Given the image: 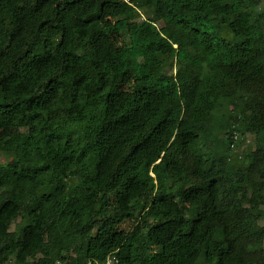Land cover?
I'll return each mask as SVG.
<instances>
[{"label":"trees","instance_id":"1","mask_svg":"<svg viewBox=\"0 0 264 264\" xmlns=\"http://www.w3.org/2000/svg\"><path fill=\"white\" fill-rule=\"evenodd\" d=\"M261 3L0 0V264H264Z\"/></svg>","mask_w":264,"mask_h":264},{"label":"rangeland","instance_id":"2","mask_svg":"<svg viewBox=\"0 0 264 264\" xmlns=\"http://www.w3.org/2000/svg\"><path fill=\"white\" fill-rule=\"evenodd\" d=\"M250 145H251V136L250 135L242 136L240 137V140L236 144V146L232 149V152L229 154L232 156H237L239 157L238 159L240 161H243V154ZM1 161H2V157L0 156V162ZM263 249H264V242H263Z\"/></svg>","mask_w":264,"mask_h":264},{"label":"built area","instance_id":"3","mask_svg":"<svg viewBox=\"0 0 264 264\" xmlns=\"http://www.w3.org/2000/svg\"><path fill=\"white\" fill-rule=\"evenodd\" d=\"M261 8L264 9V0H262ZM237 139H238L237 133L233 132L231 136V144L229 145L231 149L234 148ZM114 262L115 260L113 257H107L103 264H113Z\"/></svg>","mask_w":264,"mask_h":264}]
</instances>
